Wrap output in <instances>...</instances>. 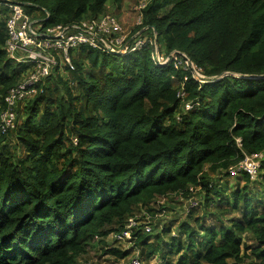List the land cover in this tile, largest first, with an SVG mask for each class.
<instances>
[{
  "label": "trees",
  "instance_id": "obj_1",
  "mask_svg": "<svg viewBox=\"0 0 264 264\" xmlns=\"http://www.w3.org/2000/svg\"><path fill=\"white\" fill-rule=\"evenodd\" d=\"M15 1L38 5L45 28L123 0ZM7 13L1 6L0 110L31 67L5 51ZM142 17L139 49L72 50L74 69L42 77L17 104L14 128L0 133V264H76L93 241L123 230L135 207L150 212L158 198L196 188L229 221L208 226L190 213L161 264H245L248 255L264 264V0H150ZM152 29L165 54L183 52L204 77L172 57L157 63ZM254 152L263 154L259 178L212 185L218 168ZM149 236L132 231L146 259Z\"/></svg>",
  "mask_w": 264,
  "mask_h": 264
},
{
  "label": "built area",
  "instance_id": "obj_2",
  "mask_svg": "<svg viewBox=\"0 0 264 264\" xmlns=\"http://www.w3.org/2000/svg\"><path fill=\"white\" fill-rule=\"evenodd\" d=\"M146 0H140L135 7L138 10L136 26L142 24V9L146 6ZM7 7L8 13L5 19L6 41L5 51L8 57L16 62L31 65L26 71V75L15 86L11 87L4 96V108L0 110V133L12 129L16 121V107L20 101L29 97L36 91V85L39 80L51 73L58 67L74 69L71 58V51L86 47L96 51L111 52L122 50L133 51L139 49L144 44L145 38L141 37V32L146 29H138L135 33L128 35L124 33L123 25L119 18L113 13H103L91 19H80L65 24L59 23L51 27L43 28L38 22L28 15L20 2L15 0H0V7ZM153 30L154 47L155 31ZM154 59L159 64H164L169 58L176 60L177 65L190 67L195 78H203L189 57L181 51H170L165 59L154 50ZM182 56V57H180ZM192 106L191 102L185 104L186 108ZM238 140V139H237ZM263 154L254 152L244 154V157L234 166L227 169L229 175H248L251 181L258 178L260 160ZM192 190V189H190ZM178 196H182L179 193ZM189 198V207L197 206L192 204ZM141 229L145 232H151V226L148 223L139 225L137 220L128 218L124 229L115 232L113 238L132 240V231ZM83 264H94L84 262ZM127 264H141L138 256L132 257Z\"/></svg>",
  "mask_w": 264,
  "mask_h": 264
},
{
  "label": "rangeland",
  "instance_id": "obj_3",
  "mask_svg": "<svg viewBox=\"0 0 264 264\" xmlns=\"http://www.w3.org/2000/svg\"><path fill=\"white\" fill-rule=\"evenodd\" d=\"M140 0H123L121 5L118 8H115L108 3L107 8L109 9L108 13L115 14L119 20L121 21L124 29V33L131 35L137 31V26L135 22L137 20L138 10L135 8ZM147 3L150 0H146ZM27 6V5H25ZM32 7V8H31ZM31 7H24L26 13L36 20H42L44 15V11L42 9H38L36 6ZM143 22V17H142ZM40 23V22H38ZM146 30V29H144ZM139 31V30H138ZM157 53L165 59L167 55L160 48V46L155 43ZM162 47V46H161ZM74 51V50H73ZM74 58L76 57V53L72 52L71 54ZM193 65H195L192 62ZM88 64H86L87 66ZM196 66V65H195ZM198 71L201 73V69L196 66ZM62 70L66 71L67 69L62 68ZM63 73V72H62ZM64 75L69 77V73L65 72ZM65 77V76H64ZM22 105L19 107L21 108ZM14 143V137L9 136L7 138L6 144L10 146ZM212 177V185L223 184V181H226V186L229 188L237 186V184L242 187L244 182L240 180L237 175H229L226 170L217 169L214 173L211 174ZM259 178V174H258ZM220 186V188H221ZM219 188V187H218ZM217 188V189H218ZM181 196H173L167 195L165 197L158 198L153 203H150L151 211L148 212L146 208L137 206L134 208L132 217L134 220L138 221L139 225L148 223L151 226V232L149 236V243L154 244V252L150 259H146L145 255L147 254L148 249L145 248L143 245L137 246L133 240L129 241L128 238L123 239H115L113 238V234L115 232L108 233L102 242H98L99 239L93 241L91 245L87 248L86 253L80 256L77 259L76 264H83L84 262H92L94 264H127L128 261L135 256H138L141 264H161L162 260V250L165 251L166 245L169 241L170 236H176L177 233L179 234V225L186 220H188V215L191 213L192 216L199 217V223H203L205 225H218L221 222L229 221V214H225L223 217L218 214V210L215 207L214 201L207 200L204 196V192L201 190L199 191L198 188L190 192L188 195ZM189 198L192 199L193 205L198 202L197 206H188ZM191 208H194L193 210ZM192 210V211H191ZM191 216V217H192ZM128 217V218H130ZM127 218V220H128ZM192 225V223L190 222ZM144 231V230H143ZM171 231V232H170ZM148 233V232H146ZM160 233V234H156ZM159 235L158 238L155 236ZM202 235V232H201ZM245 238V239H244ZM242 239L244 246L253 247L256 245V242L250 237L249 234L244 236ZM158 247V248H157ZM165 247V248H164ZM110 248H118L121 251H127L128 253L126 256L119 258L116 255H112L111 253L107 252ZM157 248V249H156ZM142 250V252H141ZM247 253L249 249L245 250ZM248 255V254H247ZM172 258L174 256H169L168 258ZM249 257V258H248ZM248 259L246 258L245 264H251L248 260L252 261L251 255H248Z\"/></svg>",
  "mask_w": 264,
  "mask_h": 264
},
{
  "label": "water",
  "instance_id": "obj_4",
  "mask_svg": "<svg viewBox=\"0 0 264 264\" xmlns=\"http://www.w3.org/2000/svg\"><path fill=\"white\" fill-rule=\"evenodd\" d=\"M21 3V5H23V6H25V5H31V6H38V5H36V4H32V3H25V2H20ZM156 43V42H155ZM113 53H118V54H120V53H122V50H119V51H113Z\"/></svg>",
  "mask_w": 264,
  "mask_h": 264
},
{
  "label": "clouds",
  "instance_id": "obj_5",
  "mask_svg": "<svg viewBox=\"0 0 264 264\" xmlns=\"http://www.w3.org/2000/svg\"><path fill=\"white\" fill-rule=\"evenodd\" d=\"M259 174V173H258Z\"/></svg>",
  "mask_w": 264,
  "mask_h": 264
},
{
  "label": "crops",
  "instance_id": "obj_6",
  "mask_svg": "<svg viewBox=\"0 0 264 264\" xmlns=\"http://www.w3.org/2000/svg\"><path fill=\"white\" fill-rule=\"evenodd\" d=\"M123 2V1H122Z\"/></svg>",
  "mask_w": 264,
  "mask_h": 264
}]
</instances>
